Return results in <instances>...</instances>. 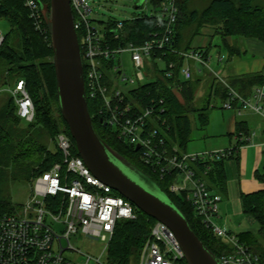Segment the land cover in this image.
Segmentation results:
<instances>
[{"label":"built area","instance_id":"obj_1","mask_svg":"<svg viewBox=\"0 0 264 264\" xmlns=\"http://www.w3.org/2000/svg\"><path fill=\"white\" fill-rule=\"evenodd\" d=\"M69 2L81 52L87 104L97 100L99 120L112 128L121 143L134 149L138 146L136 151L140 161L158 178L169 180L167 188L170 192L184 193L203 226L230 245V252L219 257L222 264H259L257 254L236 235L215 224L221 196L204 178L210 166L202 172L197 167L198 163L228 158L235 149L227 147L193 153L169 143L163 98L150 97L144 101L148 94L137 95L139 84L154 80L147 70L151 66V56L155 57L164 77L177 80L173 81L172 87L176 92L181 88L180 81L193 78L202 68L224 82L214 69L223 60L222 56L213 53L211 46L188 50L172 46L178 16L177 0L159 1L156 28L139 44L131 41L115 43L120 37L121 21L108 36L105 25H99L91 18L93 7L88 0ZM23 5L34 27L46 35L50 17H47L45 3L23 0ZM212 34V40L219 38ZM4 40L5 32L0 29V47ZM126 53L133 65L134 77L125 73L123 57ZM167 53L179 56L180 64L163 58ZM227 88L228 98L222 103L223 108L237 114L248 109L264 118V84L255 86L250 97L241 95L229 85ZM8 91L17 105V114L27 122L33 121L34 105L24 81L18 80ZM253 135L245 139L249 140ZM53 142L61 154V161L54 162L31 179L29 195L18 207L9 210L0 207V264H90L92 260L101 263L99 257L94 258L75 248L70 237L79 232L98 239L104 242L102 250L105 252L116 223L137 217L138 210L134 205L97 178L78 152L74 153L75 143L66 133L58 132ZM68 251L84 255L85 261H77ZM138 258V264H182L185 261L174 232L158 220L152 224Z\"/></svg>","mask_w":264,"mask_h":264},{"label":"trees","instance_id":"obj_2","mask_svg":"<svg viewBox=\"0 0 264 264\" xmlns=\"http://www.w3.org/2000/svg\"><path fill=\"white\" fill-rule=\"evenodd\" d=\"M47 6L49 17L50 1L42 0ZM160 0H153L159 5ZM190 0H177L178 16L174 24L172 46L179 50L192 48L193 40L202 34L205 27L212 28L223 44L232 54L237 51L236 46L228 45L227 37H255L264 42V6L256 0H210L203 9H190ZM158 15L137 14L129 20L121 21L119 40L115 43H142L155 30ZM118 21L111 20L105 25L106 35L113 34ZM0 23H6L8 30L5 40L0 47V91L7 86L12 88L18 80H23L25 88L34 105V119L31 122L23 120L17 114V105L9 91L0 103V181L8 184L12 180L30 181L39 172L48 169L54 162L61 161V154L56 147L49 148L46 141L60 131L66 133L71 140L67 125L63 120L56 94V77L53 63V49L51 44V26L47 22L48 32L42 34L33 25L23 0H0ZM161 53H158L160 55ZM163 58L176 60L181 58L167 53ZM151 66L147 68L154 80L139 84L137 95L163 98L166 118L168 142L176 141L178 146L186 149L191 139L192 125L195 122L200 128L209 123L208 109L212 96L219 97L223 103L228 98L227 85L245 96L246 91L254 85H261V74H246L230 79L228 82L217 80L210 85L205 97V104L197 107L195 104V89L199 76L180 81L179 90L172 88L175 79L164 77L158 69L155 57H150ZM176 76L178 71H175ZM12 81V84L9 82ZM214 106V104H213ZM100 106L97 100L88 104L91 121L99 137L116 153L129 163L151 177L165 192L169 199L183 213L195 234L203 244L217 257L228 253L231 247L204 227L200 219L194 215L184 193L170 192L167 188L169 180L160 179L142 162L137 163V151L133 146L121 143L114 131L108 125H103L96 115ZM264 134V129H263ZM74 153L77 151L74 148ZM223 160H213L198 163L202 172L209 165L204 176L210 188L222 192L225 185ZM199 171V172H200ZM263 183V188L250 193H241L240 202L243 213L251 215L258 224L257 233L247 231L237 234L240 242L246 244L251 251L259 256V264H264V173H257ZM20 203L0 201V207L13 209ZM155 219L143 213H138L136 219L120 220L116 223L113 235L107 247L108 264H130L137 259L143 242L150 233ZM187 264L183 261L182 264Z\"/></svg>","mask_w":264,"mask_h":264},{"label":"water","instance_id":"obj_3","mask_svg":"<svg viewBox=\"0 0 264 264\" xmlns=\"http://www.w3.org/2000/svg\"><path fill=\"white\" fill-rule=\"evenodd\" d=\"M49 1L58 106L79 156L97 178L127 198L143 214L165 223L174 232L187 264H222L157 183L116 153L97 134L88 110L70 2Z\"/></svg>","mask_w":264,"mask_h":264},{"label":"rangeland","instance_id":"obj_4","mask_svg":"<svg viewBox=\"0 0 264 264\" xmlns=\"http://www.w3.org/2000/svg\"><path fill=\"white\" fill-rule=\"evenodd\" d=\"M90 5L93 7V13L92 17L96 22H98L99 25H107L111 20L116 21H126L131 19L132 17L136 16L137 14L144 13L146 15H152L155 14L158 9L159 5H154L153 0H88ZM210 0H190V9H203L207 3ZM138 2H141L139 7H136ZM256 2L262 6H264V0H256ZM49 17H50V9H49ZM8 25L6 23H0V29L3 32H7ZM203 30H209L207 32H212V28L205 27ZM202 30V32H203ZM217 35V34H215ZM218 36V35H217ZM214 37V36H213ZM219 37V36H218ZM212 39V38H211ZM213 41H217V39H213ZM221 42L220 39L218 43ZM218 51L220 52L222 57L227 56V48L222 43V46L217 47ZM217 49L213 50V53L217 51ZM123 66L125 73L129 77H134V69L132 62L126 53L123 57ZM192 66V65H191ZM198 69V66L196 70ZM199 76L198 86L195 89V104L197 107H201L205 104V97L207 94L208 87L212 84H216L218 81L214 78H212L211 75L208 74H201L200 72H197ZM194 77V76H193ZM9 84H12V81L9 82ZM8 87L5 86L0 91V103L3 102L7 95ZM212 101H215L216 103H211L216 105V107H212L208 109L209 113V123L205 128H200L198 124L195 122L192 125V131H191V139L186 145V151L187 152H199L203 151L206 148H209V146L214 145L216 147H220L225 145V143L228 141V136L222 135L227 132V123H228V116L229 113H226V111L220 107V98L212 96ZM210 104V105H211ZM218 106V107H217ZM256 114L249 115L247 117V120L249 122V125H253L254 123H257V127L255 128V135L253 136L254 140L252 143H256L255 139H260L261 134V126L263 119L260 116H254ZM254 126V125H253ZM252 131V130H251ZM47 145H49V148L54 150L55 144L53 140L46 141ZM175 145L178 146V143L174 141ZM227 144V143H226ZM218 149V148H216ZM210 150V149H209ZM137 163L141 162L139 159V154L137 153ZM229 161V160H227ZM225 167V166H224ZM228 171L230 173V178L234 180V172L235 168L231 165H227ZM259 173H264V164L261 165L259 168ZM225 171V170H224ZM259 179V178H258ZM260 180V179H259ZM31 181V180H30ZM30 181H24V180H12L8 184H2L0 181V201H9L11 203H22L24 202L30 192ZM229 199L231 202H233L234 198L231 195V191H228ZM240 194V192L238 193ZM232 197V199H231ZM135 207V206H134ZM137 209V207H135ZM138 210V209H137ZM138 213H142L140 210L137 211ZM221 218L214 219L215 224L220 228H225L226 230H233L231 229V226L238 224L240 222L242 225H246L245 228H248L253 233H257L258 224L256 221L253 223V225L249 226L248 221H244L243 219L240 221H237L238 219H234L232 217H228L227 215L223 214L221 215ZM233 222V223H232ZM58 229L60 227H57ZM234 232V230H233ZM71 244L79 249L83 253H89L94 258L99 257L100 262L98 263L96 261H91L90 264H108L107 263V251H103L104 242L91 238L88 236H84L83 234H80L79 232L70 237ZM72 252V254H69L71 257L75 258L79 262L85 261V256L78 254L74 251H68ZM139 258L133 259L130 264H138ZM185 264V263H184Z\"/></svg>","mask_w":264,"mask_h":264},{"label":"crops","instance_id":"obj_5","mask_svg":"<svg viewBox=\"0 0 264 264\" xmlns=\"http://www.w3.org/2000/svg\"><path fill=\"white\" fill-rule=\"evenodd\" d=\"M206 31L209 30H203L202 34L193 40L192 47L205 46L209 48V46H211L214 49H217V47L220 49V46H222L223 43L222 40L218 38L216 42L213 41L211 39L213 30H211L212 32L207 33ZM219 39L221 42L218 43ZM226 41L228 45L236 46L237 51L230 54L228 48L226 47L228 52L226 58L222 57L223 60L214 67L219 77H221L224 82H228L230 79L246 74H261L263 76L262 84H264V42L255 37H227ZM215 53L219 54L220 52L217 49ZM200 73L211 75L212 78L216 79L213 74L206 69L202 68ZM196 75L198 74L195 73L194 76ZM255 86L257 85H254L245 92L246 97H250ZM213 102L216 103L215 101L211 100L210 104ZM211 106L216 107V105L213 106V104H211ZM220 107L223 108L221 101ZM223 109L226 111V113H229L228 116H230L227 123V132L222 134L228 136V141L226 142L227 144L225 143V145L220 147L211 145L209 148L204 149L209 150L227 147H233L235 149V152L232 156L223 160V169L225 170V185L222 192L215 190L221 196V201L218 204V215L216 218L219 219L221 218L220 214H225L228 217H232L234 219L237 218V221L242 219L244 221H248L249 226H252L255 222V219L251 215L243 213L240 202V194L254 192L263 188V183L258 179L257 173L260 172L258 168L264 164V118L248 109L242 110L240 114L225 108ZM251 114L252 116L253 114H256L263 119L260 134L261 138L255 139L256 143L252 142L254 140L253 136L255 135L257 123H254V126H251L247 120V117H249ZM252 133L254 135L251 138L249 137V140H246L245 138ZM227 165H231L233 168H235L234 180L230 178ZM228 191H231V195L234 198L233 202H231L228 197ZM239 192L240 194H238ZM245 226L246 225H242L240 222H238L237 225H234L233 223L231 226V229L233 228L234 232L233 230H226L225 228L223 229L228 233L237 235L250 231L248 228H245Z\"/></svg>","mask_w":264,"mask_h":264}]
</instances>
